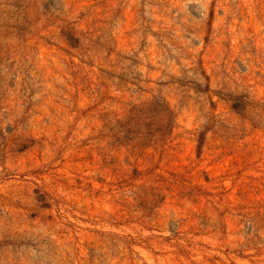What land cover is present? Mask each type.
Returning <instances> with one entry per match:
<instances>
[{
    "label": "rangeland",
    "instance_id": "374dc122",
    "mask_svg": "<svg viewBox=\"0 0 264 264\" xmlns=\"http://www.w3.org/2000/svg\"><path fill=\"white\" fill-rule=\"evenodd\" d=\"M0 264H264V0H0Z\"/></svg>",
    "mask_w": 264,
    "mask_h": 264
},
{
    "label": "trees",
    "instance_id": "16d2710c",
    "mask_svg": "<svg viewBox=\"0 0 264 264\" xmlns=\"http://www.w3.org/2000/svg\"><path fill=\"white\" fill-rule=\"evenodd\" d=\"M160 105H162V104H160ZM231 109L232 110H235V107H233V106H231ZM168 111V110H167ZM169 113H170V111H168Z\"/></svg>",
    "mask_w": 264,
    "mask_h": 264
}]
</instances>
